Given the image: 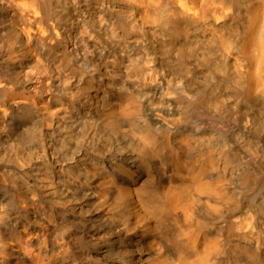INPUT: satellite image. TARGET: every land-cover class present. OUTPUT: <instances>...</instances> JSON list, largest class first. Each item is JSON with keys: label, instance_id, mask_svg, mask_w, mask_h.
Segmentation results:
<instances>
[{"label": "bare ground", "instance_id": "bare-ground-1", "mask_svg": "<svg viewBox=\"0 0 264 264\" xmlns=\"http://www.w3.org/2000/svg\"><path fill=\"white\" fill-rule=\"evenodd\" d=\"M0 264H264V0H0Z\"/></svg>", "mask_w": 264, "mask_h": 264}]
</instances>
